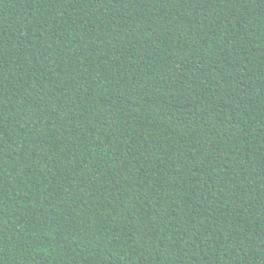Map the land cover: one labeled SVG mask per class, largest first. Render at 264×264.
<instances>
[{"label":"trees","instance_id":"16d2710c","mask_svg":"<svg viewBox=\"0 0 264 264\" xmlns=\"http://www.w3.org/2000/svg\"><path fill=\"white\" fill-rule=\"evenodd\" d=\"M0 264H264V0H0Z\"/></svg>","mask_w":264,"mask_h":264}]
</instances>
